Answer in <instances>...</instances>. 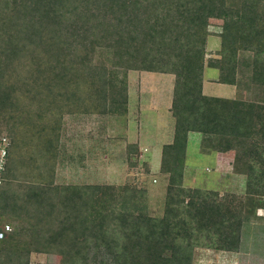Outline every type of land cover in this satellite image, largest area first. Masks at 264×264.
Returning a JSON list of instances; mask_svg holds the SVG:
<instances>
[{"label": "trees", "instance_id": "16d2710c", "mask_svg": "<svg viewBox=\"0 0 264 264\" xmlns=\"http://www.w3.org/2000/svg\"><path fill=\"white\" fill-rule=\"evenodd\" d=\"M210 18L223 25L216 56L206 58ZM241 50L254 53L252 80L264 83V0H0V117L12 134L0 212L35 219L0 238V264H30L33 251L67 254L65 264H192L195 243L235 248L250 218L245 198L212 200L181 181L189 135L199 133L214 152L234 155L245 193L264 198V103L204 92L205 62L219 70L218 82L237 84ZM97 54L98 66L87 69ZM129 69L175 75L176 129L161 161L170 174L166 214L149 216L107 184L61 187L48 179L15 191L11 154L28 144L19 125L37 140L40 172L58 153L64 111L126 109ZM46 218L48 236L37 229Z\"/></svg>", "mask_w": 264, "mask_h": 264}, {"label": "rangeland", "instance_id": "374dc122", "mask_svg": "<svg viewBox=\"0 0 264 264\" xmlns=\"http://www.w3.org/2000/svg\"><path fill=\"white\" fill-rule=\"evenodd\" d=\"M222 25L223 19L210 18L209 30L212 34L207 42L206 58L216 56L215 52L220 48L218 35ZM253 57L252 51L239 52L240 70L236 85L218 82L219 70L207 66L205 62L203 83L209 85L205 86L204 92L212 96L264 103V83L252 80ZM100 59L99 54L91 57L86 68L94 69ZM105 62L110 68L111 62ZM213 76L216 78H211ZM174 83L175 75L172 73L129 69L126 72L125 110L109 112L74 108L64 111L58 130V153L55 158H48L47 163L39 168L40 172L34 169L33 164V159L40 158L37 140L31 137L23 124L18 123L23 140L28 144L19 148L21 152L17 151L18 156L11 154V161H17V164L11 163V172L16 177L15 191L23 193L24 184H44L48 183V179L52 180L53 186L61 187L69 184L82 187L107 184L118 188L117 197L119 194L124 198L134 196L145 206L149 216L163 217L167 212L170 174L162 171L161 161L164 146L174 141L176 117L171 110ZM83 87L85 84L80 88L83 90ZM5 119L0 117V154L2 148L11 144V123ZM211 144L212 141H203L201 134L190 133L182 187L187 191L198 189L203 197L212 200L240 194L245 198L250 218L245 221L240 239L233 249L195 243L192 264H264V208L261 205L264 198L257 199L245 193L246 176L235 173L234 155L214 152ZM22 162H27V167ZM2 182L0 176V190L5 185V181ZM184 200L188 201L189 197ZM185 205L186 202L180 207L185 208ZM33 223L35 219L32 217L30 220L28 216L20 219L0 212V229L10 224L9 232H13ZM47 223L48 218L37 225V229H43L46 236L51 231ZM32 233L34 230L26 231L23 238L30 240ZM67 260V254L58 252L33 251L30 254V264H65ZM89 264L98 263L91 258Z\"/></svg>", "mask_w": 264, "mask_h": 264}, {"label": "built area", "instance_id": "2783aa9c", "mask_svg": "<svg viewBox=\"0 0 264 264\" xmlns=\"http://www.w3.org/2000/svg\"><path fill=\"white\" fill-rule=\"evenodd\" d=\"M5 154H6V148L4 147L1 149V154H0V173L3 168V162H4L3 159L5 157ZM10 230H11V225L6 224L4 228L0 230V238H3L5 234Z\"/></svg>", "mask_w": 264, "mask_h": 264}, {"label": "crops", "instance_id": "0c3cea01", "mask_svg": "<svg viewBox=\"0 0 264 264\" xmlns=\"http://www.w3.org/2000/svg\"><path fill=\"white\" fill-rule=\"evenodd\" d=\"M211 78H216V76H213V77H211ZM207 85H209V84H206V83L204 82V88H205V86L207 87Z\"/></svg>", "mask_w": 264, "mask_h": 264}]
</instances>
